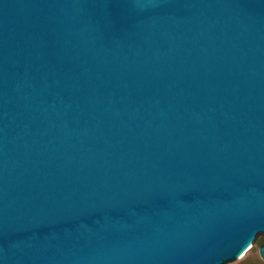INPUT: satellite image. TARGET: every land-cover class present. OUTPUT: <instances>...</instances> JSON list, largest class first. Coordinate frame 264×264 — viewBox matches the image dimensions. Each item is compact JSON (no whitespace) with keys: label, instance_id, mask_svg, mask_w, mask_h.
<instances>
[{"label":"water","instance_id":"95a60500","mask_svg":"<svg viewBox=\"0 0 264 264\" xmlns=\"http://www.w3.org/2000/svg\"><path fill=\"white\" fill-rule=\"evenodd\" d=\"M262 240L264 0H0V264Z\"/></svg>","mask_w":264,"mask_h":264},{"label":"rangeland","instance_id":"374dc122","mask_svg":"<svg viewBox=\"0 0 264 264\" xmlns=\"http://www.w3.org/2000/svg\"><path fill=\"white\" fill-rule=\"evenodd\" d=\"M263 241L264 240L250 246V248L246 250L244 254L241 257H239V259L234 264H240V262L244 260L245 258L248 259L247 264H254L255 259H257L260 264H264V259L260 257V254H259V246L262 244Z\"/></svg>","mask_w":264,"mask_h":264},{"label":"trees","instance_id":"16d2710c","mask_svg":"<svg viewBox=\"0 0 264 264\" xmlns=\"http://www.w3.org/2000/svg\"><path fill=\"white\" fill-rule=\"evenodd\" d=\"M247 260H248V259L245 258L244 260H242V261L240 262V264H247ZM254 261H255L254 264H260L259 261H258L257 259H255Z\"/></svg>","mask_w":264,"mask_h":264}]
</instances>
